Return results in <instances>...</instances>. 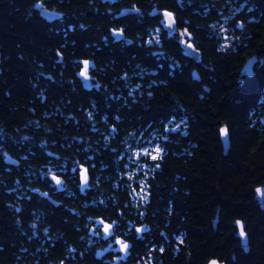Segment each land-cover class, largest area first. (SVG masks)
<instances>
[{
	"label": "flooded vegetation",
	"instance_id": "af4514ba",
	"mask_svg": "<svg viewBox=\"0 0 264 264\" xmlns=\"http://www.w3.org/2000/svg\"><path fill=\"white\" fill-rule=\"evenodd\" d=\"M36 2L32 10L41 21H34V36L37 39L40 31L46 41L44 46L34 45L36 61L22 60V34L31 28L18 8L14 13L4 7L0 19L4 47L1 130L6 142L12 133L24 135L32 143L23 145L36 150L26 152L28 156H9L15 170L24 173L14 178L32 184L34 225L29 235L34 238V264H144L141 252L151 227L144 218L146 205L141 196L145 190L140 180H146L162 161L153 159L154 153H130L128 147L147 149L159 144L165 156L167 148L174 146L181 157L183 150L197 145L187 141L190 119L184 109L177 110L176 102L183 105L185 84L197 90L202 76L213 70L203 62L204 47L199 43L209 42L217 34L209 24L206 27L199 22L211 21L215 5H229L233 0H79L64 5L42 0L48 18L40 15L43 9L35 7ZM133 3L141 8L142 18L121 13ZM153 7L174 12L177 24L172 30H162V45L141 46L148 30L159 25L160 15H149ZM221 12L217 11L218 15ZM120 26L132 44L111 35L110 29ZM184 30L188 35L182 43L180 32ZM190 48L198 50L200 62L184 53ZM85 59L95 62L88 69V79L78 75ZM210 93L208 87L207 95ZM173 115L177 120L187 117L188 134L173 133L175 140L171 141L172 134L164 133L163 124ZM133 130L143 139L129 136ZM154 131L168 138L156 140L151 136ZM39 138L43 149L35 148ZM39 151L44 153L41 161L37 159ZM140 163L146 167L140 168ZM118 165L127 168L126 179L139 186L120 208L116 197L106 202L102 199L101 185L92 186L118 179L117 170L111 168L109 173L108 168ZM49 169L61 179L60 184L49 175ZM81 169L87 170L88 177L82 189ZM129 171L135 172L131 179ZM101 221L113 224L110 234H104ZM118 239L127 243V250H121Z\"/></svg>",
	"mask_w": 264,
	"mask_h": 264
},
{
	"label": "trees",
	"instance_id": "16d2710c",
	"mask_svg": "<svg viewBox=\"0 0 264 264\" xmlns=\"http://www.w3.org/2000/svg\"><path fill=\"white\" fill-rule=\"evenodd\" d=\"M57 1L63 5L79 2ZM33 6L34 0H0V19L4 7L14 13L17 7L31 28L22 34L23 61H36L34 45L46 43L42 32L37 39L34 36V21L41 19L34 14ZM213 8V19L199 23L206 27L223 23L239 40L234 42L235 51L229 48L227 52L216 51L217 35L199 43L204 47L203 62L213 70L202 76L197 90L184 83L182 92L191 128L187 141L197 145L183 150L181 157L174 146L168 147L160 167H153L146 179L149 202L144 218L151 231L141 252L144 264H209L212 259L225 264H264V195L257 197L254 192L256 187L264 192V0H233ZM219 10L222 12L218 15ZM238 23L244 28H238ZM3 49L0 34V70ZM253 55L257 62L252 74L241 75L244 61ZM208 87L211 96L207 95ZM225 125L230 133L226 155L218 134ZM169 135L174 141L175 134ZM4 137L0 125V264H34V238L29 235L34 225L32 184L24 178L15 179L16 174L24 173L5 158L28 156L26 152L36 150L24 146L32 143L24 135L12 133L7 142ZM36 142L35 148L43 149L41 139ZM43 155L37 154V159L41 161ZM108 168L109 173L111 168L117 170L118 179L94 182L92 186L101 185L102 199L106 202L116 197L120 208L139 186L126 179L123 165ZM236 220L243 221L247 251L236 234Z\"/></svg>",
	"mask_w": 264,
	"mask_h": 264
},
{
	"label": "clouds",
	"instance_id": "9594fccd",
	"mask_svg": "<svg viewBox=\"0 0 264 264\" xmlns=\"http://www.w3.org/2000/svg\"><path fill=\"white\" fill-rule=\"evenodd\" d=\"M110 2H115V0H110ZM35 7L43 9L45 12H48L49 10L47 8H45L42 0H37ZM53 14L56 16H62V13L52 10ZM121 13L122 14H128V13H133L136 14L139 17H143L144 13L142 12L141 8L139 6H137L135 3H133L130 7H125L121 9ZM160 15V21H159V25L158 26H154L152 28H150L148 30V34L146 37L143 38V45L141 46H149L151 47L153 44L155 45H162V40H161V32L162 30H172L176 27L177 21L175 18V13L172 11H168V10H163L161 11L160 9H157L155 7L152 8V11L149 13V15ZM83 27V26H82ZM210 28L214 29L216 34H217V39H218V44H217V48L216 51L217 52H227L229 50V48L232 49V51H235V46H234V42L239 40V37H236L233 33L232 30L230 28L225 27V25L223 23H219V24H210L209 25ZM238 28L243 29L244 28V24L243 23H238L237 25ZM110 33L111 35L115 38V37H120L123 38L124 40L127 41L128 44H132L133 40L129 39L125 33V29L123 26L120 27H114L110 29ZM188 35L187 30L181 31L180 32V37H181V42L183 43V38ZM136 39H140L139 36L136 37ZM105 43H107V37H105ZM190 46V45H189ZM238 46V45H237ZM154 55L156 53H153ZM58 55H60L58 53ZM87 62L88 64V69L92 66H94V61L91 59H85L83 60L81 63L84 66V62ZM261 63H264V61H261ZM84 69V67H83ZM83 69L78 73V75L80 77L85 78L81 73L83 71ZM127 75V74H125ZM89 78V73L87 72V79ZM135 87H139V85H136ZM129 94H131V88L129 89ZM147 95L149 97H151L153 95V93L151 91H149L147 93ZM133 99H135V97H133ZM177 110H180L181 112H183V105L177 101ZM90 115V114H89ZM227 130L226 134L224 133V130ZM163 131L164 133H179L181 135H187L188 134V119L186 116L181 117V119L177 120L175 118V116L173 115L172 117H170L168 119V121L166 123L163 124ZM218 134L221 137V139H225L229 136V128L225 125V126H221L218 130ZM129 136H133L136 137V133L135 130H133L132 132L128 133ZM151 136L153 138H155L156 140H161L164 139L166 140L168 137L167 135H160L159 132H152ZM107 139V138H105ZM136 139H143L142 136L140 137H136ZM125 147H128L127 145H125ZM159 149V161H163L164 159V148L161 147L159 144H157L154 148H147V149H137V148H132V147H128V151L130 153H133L135 155L140 154L141 152H147L149 155H152L153 153L156 154V150ZM77 163H79L77 161ZM138 166L140 168H144L146 167V165L140 163L138 164ZM156 168L160 167L159 163H156ZM150 174V173H149ZM49 175H52V179L55 175L52 174V169H49ZM127 175L129 176V178L131 179L134 175L135 172L134 171H129L127 173ZM147 175V174H146ZM57 177V176H55ZM60 181V183L62 182L61 179L59 177H57ZM81 179H82V174H81ZM55 181V180H54ZM56 182V181H55ZM141 185L143 186L144 194L141 196V201L146 205L149 202V194L147 192V189L149 187L148 183L146 182L145 179L140 180ZM255 195L257 197L264 195V192H262L260 187H256L254 189ZM46 195V194H45ZM169 215H171V213L169 212ZM115 223V222H113ZM236 227L238 228V235L240 238L244 239L246 238V232L243 231V235L241 234V226H243V221L242 220H236L235 222ZM104 225H113L111 223H106L103 224V231H104ZM142 227H147V225H142ZM141 228H137V229H141ZM119 240V239H118ZM117 240V241H118ZM116 241V243H117ZM216 264H218L217 261H215Z\"/></svg>",
	"mask_w": 264,
	"mask_h": 264
},
{
	"label": "water",
	"instance_id": "95a60500",
	"mask_svg": "<svg viewBox=\"0 0 264 264\" xmlns=\"http://www.w3.org/2000/svg\"><path fill=\"white\" fill-rule=\"evenodd\" d=\"M40 15L42 17H46L48 18V12H45L44 10H41L40 12ZM186 55L192 57L195 61L197 62H200V54L198 52V50H195L193 48H190V49H187L185 52H184ZM257 62V59L256 57L253 55V56H250L248 59H246L241 67V75H244V76H249L252 74V69H253V65ZM194 79H197V76H194ZM220 138V141H221V144H222V151H223V154L226 155L227 152H228V149H229V145H230V141H229V137L225 138V139H221V137L219 136ZM6 162L7 163H12V160L9 159V157H6L5 158ZM86 186V184H82V179H81V189L84 188ZM42 196L44 194L40 193ZM263 208V206H262ZM237 236L238 238L240 239L241 241V245L244 249V251H247L248 250V239H247V235H246V238L242 239L239 237L238 235V228H237ZM213 261H217L218 264H225L224 261H219L218 259H212L210 260L209 264H212Z\"/></svg>",
	"mask_w": 264,
	"mask_h": 264
},
{
	"label": "snow or ice",
	"instance_id": "6c2138e0",
	"mask_svg": "<svg viewBox=\"0 0 264 264\" xmlns=\"http://www.w3.org/2000/svg\"><path fill=\"white\" fill-rule=\"evenodd\" d=\"M87 72H88V64L85 61L84 62V69H83V71L81 73L85 77V79H87ZM226 132H227V130L225 129L224 133L226 134ZM152 158L153 159H158L159 158V149L156 150V154ZM81 174H82V184H86L87 183V179H88L87 170L81 169ZM53 180H55L57 184H60V181H59V179L57 177L54 176ZM100 223L103 224V221H101ZM112 227H113V225H104V234L105 235L110 234ZM136 231L140 232V231H142V229H136ZM243 231H244L243 230V226H241V234L242 235H243ZM117 243L120 244V247H121L122 251L127 250V248H128L127 243H125V242H123L121 240H118ZM212 264H216V262L213 261Z\"/></svg>",
	"mask_w": 264,
	"mask_h": 264
}]
</instances>
